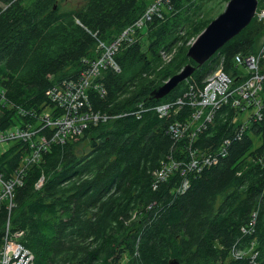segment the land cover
Returning a JSON list of instances; mask_svg holds the SVG:
<instances>
[{"label": "trees", "instance_id": "trees-1", "mask_svg": "<svg viewBox=\"0 0 264 264\" xmlns=\"http://www.w3.org/2000/svg\"><path fill=\"white\" fill-rule=\"evenodd\" d=\"M152 1L0 0V132L31 128L38 130L34 143L40 136L50 141L31 163L30 143L3 142L12 145L0 153V174L8 180L22 171V184L10 210L0 205V248L8 221L11 233H22L18 241L33 264H119L122 257L128 264H264V83L259 118L229 103L176 142L169 127L190 121L192 108L156 111L190 87L197 94L221 64L238 84L234 56L259 53L264 21L255 16L197 66L186 52L213 20L203 13L207 0L163 1L161 16L114 56L120 72L102 70L91 84L100 88L86 91L79 114L106 121L63 144L53 143L56 130L40 123L44 113L62 114L49 90L82 76L99 56L97 39L110 43ZM257 1L256 13L264 10V0ZM163 55L170 60L160 66ZM188 64L195 70L186 81L149 98ZM209 155L218 160L204 165ZM172 160L177 171L157 180ZM192 160L198 165L189 170Z\"/></svg>", "mask_w": 264, "mask_h": 264}, {"label": "built area", "instance_id": "built-area-1", "mask_svg": "<svg viewBox=\"0 0 264 264\" xmlns=\"http://www.w3.org/2000/svg\"><path fill=\"white\" fill-rule=\"evenodd\" d=\"M163 1L167 0L152 1L141 16L131 25L127 26L112 43L108 44L100 40V47L97 48L99 56L90 64L89 68L82 73V76L75 80L63 81L60 89L54 87L49 90L48 96L51 102L55 104V110L58 108L62 113L56 118L52 115L48 117V114L44 117V125L56 130L51 139L53 143L63 144L65 141H72V139L81 136L82 130L85 129L88 124H97L100 121L104 122L108 119L106 115L98 113L93 114L89 112V114H79V109L87 102V88L91 86L92 81L99 76L102 70L119 69L114 59L119 45L121 43L134 42L136 32L140 31L147 21L151 20L153 16L160 17ZM255 16L257 19L259 18L264 21V10L257 12ZM263 51L264 46L258 54L234 56L233 61L235 64L240 65V77L243 78L236 86H230V77L223 71L220 65L214 73L206 78L203 89L198 91L197 94H195L190 87L189 91L186 92L182 98L162 104L156 108V111L161 116L168 114L169 110L175 106H177L178 109L182 106H190L192 108L190 121L185 124L173 123L170 125L167 133L174 142L188 135L189 130L193 127L199 130L204 122L210 121L213 118L216 110L229 103L233 108H242L246 110V112H248V108H250L252 111L251 116L254 118L260 117L262 104L258 99V95L262 91L264 83ZM168 57L169 56L163 55L164 60H170ZM242 67L245 71L242 70ZM233 92L236 94V97L233 95ZM243 103H246L247 106H243ZM69 123H72V126L66 127ZM13 131L14 132H0V143L12 141L13 139H21L30 143L32 153L26 158L27 163L37 162L40 158V151H45L50 145V141L42 136L37 139V143H34L31 139L35 131H30L29 128L21 131H19V129ZM223 153L224 149L222 148L219 154L223 156ZM217 157V155L203 156V164H215L218 160ZM197 165L198 162L192 160L188 169H195ZM177 166V163L174 161L163 164L157 175L166 178L167 175L171 174L173 170L179 167ZM20 173H22V171H16L8 180H5L0 174V205L3 202L6 203V207L9 210L13 206L14 191L16 187L22 184V179L19 176ZM42 180L41 178L38 184ZM38 184L36 187H38ZM186 184L187 183L182 184V190H184ZM21 234V232L11 233L7 221L6 230L2 237V246L0 248V264H33V254L18 241Z\"/></svg>", "mask_w": 264, "mask_h": 264}, {"label": "water", "instance_id": "water-1", "mask_svg": "<svg viewBox=\"0 0 264 264\" xmlns=\"http://www.w3.org/2000/svg\"><path fill=\"white\" fill-rule=\"evenodd\" d=\"M257 0H229L225 9L215 17L203 31L190 43L186 56L197 66L207 62L225 43L241 32L255 17ZM195 68L184 66L177 74L162 85L154 88L150 99H161L169 94L178 84L186 81ZM168 264H179L177 259H170Z\"/></svg>", "mask_w": 264, "mask_h": 264}, {"label": "rangeland", "instance_id": "rangeland-1", "mask_svg": "<svg viewBox=\"0 0 264 264\" xmlns=\"http://www.w3.org/2000/svg\"><path fill=\"white\" fill-rule=\"evenodd\" d=\"M81 1L83 2V0H73V3L75 4V3H77V4H81ZM227 2H228V0H207V2H206V5H205V8L203 9V13H205L206 14V16H207V18H209V19H214L215 17H217L224 9H225V7H226V4H227ZM260 6H262V5H260ZM263 10V9H262ZM258 21H262V19H257ZM145 27V26H144ZM144 27L143 28H141L140 29V32H142L143 31V29H144ZM92 37L93 38H95L96 36L94 35V34H92ZM193 40H191L190 41V43L192 42ZM100 40L98 39L97 41H96V45H95V49H96V51H98V49L97 48H99L100 47ZM109 44V43H108ZM189 44V43H188ZM263 47V46H262ZM262 49V48H261ZM261 49L259 50V52L261 51ZM99 53V52H98ZM169 58V57H168ZM168 59H165V60H163L162 61V64H160V66L161 65H165V64H167L168 63ZM222 63V62H221ZM235 64V63H234ZM118 65V67H119V69L116 71V70H113L114 72H120V66H119V64H117ZM235 65H237V68H239V66L240 65H238V64H235ZM202 66V65H201ZM221 67H222V64H221ZM159 68V67H158ZM157 68V69H158ZM156 69V70H157ZM218 69V67L216 68V70ZM222 69H223V67H222ZM216 70H214L213 72H215ZM240 68H239V70H237L236 72H235V74H234V76H238V81L240 82L243 78H240L239 76H240ZM242 70L243 71H245V69L242 67ZM211 75V74H210ZM209 75V76H210ZM228 75V74H227ZM228 76H230V75H228ZM207 78H208V76H207ZM229 81H230V86H232V87H234V86H236L237 85V83L236 84H233V80H231V79H229ZM238 82V83H239ZM100 85V84H99ZM99 85H91V86H89L87 89L89 90V89H91V88H94V89H99L100 87H99ZM231 90V89H230ZM233 95L236 97V94L233 92ZM190 107V106H189ZM43 114V112L41 113V115ZM46 114L47 113H44L42 116H46ZM41 116V117H42ZM244 117V119L246 118V116L244 115L243 116ZM43 123L44 124V121L42 120V121H40V123ZM70 126H72V123H69V124H67V126L66 127H70ZM29 130L30 131H32V129L31 128H29ZM33 131H38V130H33ZM253 141H254V146H258L259 145V142H257L255 139H253ZM12 145V143L10 142V143H2V144H0V153L1 152H3L4 150H6L7 148H9L10 146ZM172 161H174V160H172ZM178 167V166H177ZM182 171V169L180 168V172ZM172 174V173H171ZM183 174H185V172L183 173ZM156 177H157V180H162L163 179V177L161 176V175H156ZM165 179V178H164ZM43 183V180L38 184V187H40L41 186V184ZM186 182H184L183 184H185ZM37 187V188H38ZM128 259H129V257H122V259H121V261H120V263L119 264H128Z\"/></svg>", "mask_w": 264, "mask_h": 264}, {"label": "bare ground", "instance_id": "bare-ground-1", "mask_svg": "<svg viewBox=\"0 0 264 264\" xmlns=\"http://www.w3.org/2000/svg\"><path fill=\"white\" fill-rule=\"evenodd\" d=\"M117 37H118V36H117ZM117 37H115L110 43H112ZM97 40H98V39H97ZM99 40H100V39H99ZM110 43H109V44H110ZM122 45H123V43H121V44L119 45L116 54L118 53V51H119V49L121 48ZM116 54H115V55H116ZM203 87H204V86H203ZM202 89H203V88H202ZM202 89H201V90H202Z\"/></svg>", "mask_w": 264, "mask_h": 264}]
</instances>
